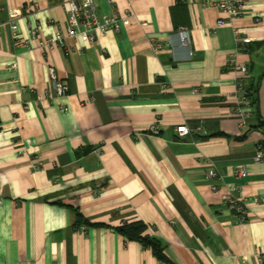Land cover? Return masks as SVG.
Returning a JSON list of instances; mask_svg holds the SVG:
<instances>
[{
  "label": "crops",
  "instance_id": "1",
  "mask_svg": "<svg viewBox=\"0 0 264 264\" xmlns=\"http://www.w3.org/2000/svg\"><path fill=\"white\" fill-rule=\"evenodd\" d=\"M69 1L0 0V264H259L264 0H244L233 19L202 0H96L101 13L120 12V30L48 49L43 40L66 31ZM235 53L256 88L245 124L232 112ZM51 66L69 86L62 97ZM182 124L189 134H178ZM234 183L245 221L221 198ZM136 220L168 261L117 231Z\"/></svg>",
  "mask_w": 264,
  "mask_h": 264
},
{
  "label": "built area",
  "instance_id": "2",
  "mask_svg": "<svg viewBox=\"0 0 264 264\" xmlns=\"http://www.w3.org/2000/svg\"><path fill=\"white\" fill-rule=\"evenodd\" d=\"M109 2H112L109 0ZM206 5H216L223 12L227 14L230 19L241 16L246 5L244 0H202ZM67 21L68 25L66 31L62 30L56 31V33L46 37L43 40V45L48 49H52L55 46H63L68 51H72V46L67 45V38H72L75 40L82 39L89 45L95 44L101 35H105L109 30H120V18L121 14L117 10H112L110 13H101L97 5L96 0H71L68 2L67 8ZM225 24L224 19L218 21V25L221 26ZM11 28L15 29L16 24L9 22ZM2 31V25H0V32ZM180 41L183 45L192 47V39L190 34V29L187 26L179 27ZM39 30L37 28L32 29L31 39L28 42H32L38 36ZM154 46L157 49L162 47V44L154 42ZM194 51H190V55H193ZM229 64L232 67L240 70L242 76L237 80L235 87V104L232 107V112L235 116L239 117L241 122L245 124L248 119L253 115V103L251 98V88L246 80L249 73V65L240 64L237 59V54H232L229 58ZM16 64H9L8 68L10 70L15 69ZM49 78L50 82L53 84L57 97H62L66 95L69 91V86L65 81L58 78L56 68L49 67ZM63 110H67V107H63ZM150 131L152 133L158 134L160 132V126L154 124L151 126ZM176 131L179 135L184 136L190 133V129L186 124L177 126ZM264 158V145L260 143L257 148L256 155L254 157L255 162H260ZM40 164V163H38ZM40 167V165H38ZM244 168L238 167L235 169L234 174L236 177L240 178L244 176ZM211 178L219 179L221 178L220 173L217 169L211 172ZM212 190H219V185L212 184ZM225 192L222 193L221 198L223 203L228 205L236 213L237 217L241 221H245L248 217V203L240 195L241 185L240 184H225ZM254 201L257 203L264 202V196L255 197ZM255 257L259 264H264V246L259 247L255 252Z\"/></svg>",
  "mask_w": 264,
  "mask_h": 264
},
{
  "label": "trees",
  "instance_id": "3",
  "mask_svg": "<svg viewBox=\"0 0 264 264\" xmlns=\"http://www.w3.org/2000/svg\"><path fill=\"white\" fill-rule=\"evenodd\" d=\"M256 90V88H253ZM253 90L251 89V98L253 99V104L256 102V98L253 95ZM74 212L76 213V217L78 222H85V219L80 216L78 211L73 208ZM149 225L145 223L143 220H136L133 222H126L123 225L117 228L121 234L126 236L128 239L137 240L142 242L145 246L150 247L156 256L162 260L168 261V257L164 252V247L161 242L157 241L156 239L152 238L148 234Z\"/></svg>",
  "mask_w": 264,
  "mask_h": 264
},
{
  "label": "rangeland",
  "instance_id": "4",
  "mask_svg": "<svg viewBox=\"0 0 264 264\" xmlns=\"http://www.w3.org/2000/svg\"><path fill=\"white\" fill-rule=\"evenodd\" d=\"M253 95L256 98V90L255 89H253Z\"/></svg>",
  "mask_w": 264,
  "mask_h": 264
}]
</instances>
